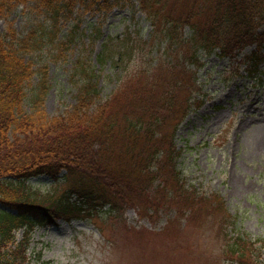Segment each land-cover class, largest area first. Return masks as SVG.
Wrapping results in <instances>:
<instances>
[{"label":"rangeland","instance_id":"374dc122","mask_svg":"<svg viewBox=\"0 0 264 264\" xmlns=\"http://www.w3.org/2000/svg\"><path fill=\"white\" fill-rule=\"evenodd\" d=\"M139 2L119 0L110 9L88 1L78 4L61 12L56 38L50 35L39 48L34 44L19 51L36 71L47 68L48 117L63 116L71 109L86 76L97 82L101 103L121 78L130 77L137 68L151 75L158 64L170 63L177 48L168 49L160 36L153 37ZM7 7L0 20L2 35L8 33V26L18 37L33 32L35 40L48 31V15L33 1ZM189 37L190 30L184 28L182 40ZM261 47L259 54L264 57V44ZM255 49L247 46L233 58L217 49L198 50L192 58L177 60L195 77V86L190 108L173 138V161L180 175L178 181L169 180L176 190L166 199L170 202L153 200L165 192L159 180L162 159L154 162L160 168L151 171L154 180L145 191L146 209L106 205L92 210L91 216L86 212L74 219L96 223L111 245L112 264H240L227 253L232 239L264 241V59L253 70L249 57ZM39 79L36 73L27 85L28 97L36 93ZM23 108L32 112L29 99ZM65 173L56 179L34 177L25 184L42 195L59 194L71 185ZM216 195L222 201H216ZM61 222L34 226L24 264H53L47 235L61 231ZM22 236L23 231H18L17 241ZM250 250V260L264 264L262 244H253Z\"/></svg>","mask_w":264,"mask_h":264},{"label":"trees","instance_id":"16d2710c","mask_svg":"<svg viewBox=\"0 0 264 264\" xmlns=\"http://www.w3.org/2000/svg\"><path fill=\"white\" fill-rule=\"evenodd\" d=\"M27 1L0 0V20L10 8L7 5ZM30 1L47 13L48 31L37 40L33 32L18 37L11 26L5 36L0 33V264L27 261L35 225L72 220L86 212L91 216L92 210L105 205L146 209L145 191L154 180L151 171L160 168L155 164L162 159L159 180L165 192L153 200L168 204L171 191L176 192L169 180L178 181L180 175L173 161V138L190 108L195 86V77L177 60L215 49L233 58L250 45L256 47L249 57L253 70L264 59L259 54L264 44L260 30L264 0H140L153 37L160 36L168 49L177 48L170 63L158 64L151 75L137 68L130 77L121 78L101 103L97 82L86 76L71 109L63 116L48 117L47 68L36 71L19 51L34 44L39 48L50 35L56 38L61 12L87 1L110 9L119 0ZM184 28L190 30L187 41L182 40ZM36 73L37 91L28 97L26 87ZM25 99L30 100V113L23 108ZM62 171L71 184L62 193L42 195L25 185L40 175L57 178ZM215 200L222 201L217 195ZM19 230L23 236L17 241ZM253 244L237 237L227 244V253L240 264H254L249 258Z\"/></svg>","mask_w":264,"mask_h":264},{"label":"clouds","instance_id":"9594fccd","mask_svg":"<svg viewBox=\"0 0 264 264\" xmlns=\"http://www.w3.org/2000/svg\"><path fill=\"white\" fill-rule=\"evenodd\" d=\"M60 227L47 235L53 264H112L111 245L94 221L65 220Z\"/></svg>","mask_w":264,"mask_h":264},{"label":"bare ground","instance_id":"6f19581e","mask_svg":"<svg viewBox=\"0 0 264 264\" xmlns=\"http://www.w3.org/2000/svg\"><path fill=\"white\" fill-rule=\"evenodd\" d=\"M157 254H158V253L156 252L155 255H157ZM170 257H171V256H170L169 254H167V258L169 259V261H170V259H171Z\"/></svg>","mask_w":264,"mask_h":264}]
</instances>
